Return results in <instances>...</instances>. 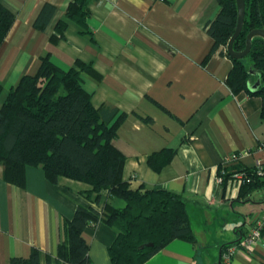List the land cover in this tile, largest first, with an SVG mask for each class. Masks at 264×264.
Masks as SVG:
<instances>
[{
	"label": "crops",
	"instance_id": "obj_1",
	"mask_svg": "<svg viewBox=\"0 0 264 264\" xmlns=\"http://www.w3.org/2000/svg\"><path fill=\"white\" fill-rule=\"evenodd\" d=\"M70 1L0 0L15 15L0 47V108L8 89L36 73L42 57L64 70L77 61L92 64L83 78L94 107L111 115L112 123L125 115L113 141L126 158L124 180L187 199L197 242L175 239L144 264H224L226 245L264 213V189L249 190L230 178L264 162V116L260 96L234 94L229 87L231 58L220 50L208 56L213 39L205 27L220 11L218 0H96L87 18L90 33L71 21L56 39ZM45 5L54 11L39 28L35 22ZM159 152L160 163L174 154L155 169L149 158ZM232 153H241L240 160L222 166ZM222 168L227 174L219 183ZM90 189L66 177L53 183L39 166H27L25 184L18 186L6 180L0 164V264L28 258L34 249L41 264H64L58 250L77 206L103 207L104 200L123 205L106 193L97 204ZM83 236L89 264H111L116 231L99 222ZM231 264H264V229L253 252L237 251Z\"/></svg>",
	"mask_w": 264,
	"mask_h": 264
},
{
	"label": "trees",
	"instance_id": "obj_2",
	"mask_svg": "<svg viewBox=\"0 0 264 264\" xmlns=\"http://www.w3.org/2000/svg\"><path fill=\"white\" fill-rule=\"evenodd\" d=\"M94 1L71 0L65 17L56 25L54 38H62L71 21L82 33H90L87 18ZM218 2L219 13L205 27L213 39L208 56L217 50L229 56L227 45L237 25V3L236 0ZM245 3L244 25L233 43L236 51L245 49L251 30L264 29V0H245ZM53 11V6L45 5L36 26L44 28ZM14 21L15 15L0 2V47ZM231 60L229 87L234 94L260 96L264 116V39L254 37L249 54ZM84 71H93L92 64L77 61L75 66L64 70L45 56L36 73L22 75L8 89L0 108V164L4 166L6 180L24 186L26 167L39 166L53 183L66 177L91 185L88 192L95 194L97 204L103 202L104 193L123 201L122 206L108 200H104L103 207L77 206L74 216L65 223V238L58 250V259L64 264L90 263L83 232L99 222L117 233L109 247L111 264H144L175 239L196 243L183 194L165 188H147L143 184L134 187L124 180L126 158L113 141L125 115L112 123L111 115L94 107L92 95L84 87ZM258 79L259 88L251 91L249 83ZM160 153L149 158L155 169L169 162L174 154L160 163ZM246 170L253 174V168ZM244 184L249 190L264 189V177L254 175ZM142 245L145 247L141 248ZM11 264H41L40 251L34 249L28 258L15 257ZM46 264H51L50 259Z\"/></svg>",
	"mask_w": 264,
	"mask_h": 264
},
{
	"label": "built area",
	"instance_id": "obj_3",
	"mask_svg": "<svg viewBox=\"0 0 264 264\" xmlns=\"http://www.w3.org/2000/svg\"><path fill=\"white\" fill-rule=\"evenodd\" d=\"M241 153H232L225 156L222 160V166L227 165L228 163L238 162L241 158ZM247 167L242 168V170L230 174V178L234 181L250 182L253 179V176L264 177V162L257 160L255 166L253 167V174L248 173L246 170ZM222 175L218 178V182H223V176L227 174L226 169L222 168ZM264 229V213L255 214L249 221L247 225V230L245 235L237 243L228 245L224 248L222 253V262L224 264H231L232 256L239 250H244L249 253H252L254 247L256 246L259 238L261 237L262 230Z\"/></svg>",
	"mask_w": 264,
	"mask_h": 264
},
{
	"label": "water",
	"instance_id": "obj_4",
	"mask_svg": "<svg viewBox=\"0 0 264 264\" xmlns=\"http://www.w3.org/2000/svg\"><path fill=\"white\" fill-rule=\"evenodd\" d=\"M236 3H237V8H238V20H237L236 29H235L231 39L228 42L227 52H228V54H229V56L231 58L242 59L246 55L249 54V52L251 50V46H252V40H253L254 37H262L264 39V29H253V30H251L248 33V35H247L245 49L242 50V51H236L233 48V43H234L235 39L239 36L241 31H242V28H243V25H244V19H245V15H246V3H245V0H236ZM260 84H261V81H260V79H258L253 84L249 83L248 86H249V89L251 91H255L256 89L259 88ZM240 240H241V238L238 241L234 242V243H237ZM234 243L227 244L226 246L234 244ZM149 246H152V243H150ZM143 247H145V245L141 246V248H143Z\"/></svg>",
	"mask_w": 264,
	"mask_h": 264
},
{
	"label": "rangeland",
	"instance_id": "obj_5",
	"mask_svg": "<svg viewBox=\"0 0 264 264\" xmlns=\"http://www.w3.org/2000/svg\"><path fill=\"white\" fill-rule=\"evenodd\" d=\"M229 226H226L225 228H224V232H227L228 233V235H229ZM208 232H210V230L208 231ZM224 232H220V233H224ZM219 233V234H220ZM214 234V233H213ZM215 236V235H214ZM216 238L218 237V234L215 236Z\"/></svg>",
	"mask_w": 264,
	"mask_h": 264
}]
</instances>
